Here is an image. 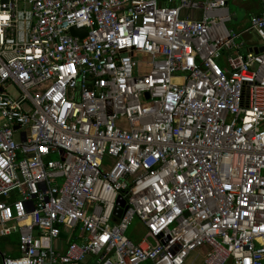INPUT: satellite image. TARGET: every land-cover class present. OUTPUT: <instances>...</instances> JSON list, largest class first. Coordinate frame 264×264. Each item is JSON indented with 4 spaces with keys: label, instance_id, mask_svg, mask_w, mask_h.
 Segmentation results:
<instances>
[{
    "label": "built area",
    "instance_id": "1",
    "mask_svg": "<svg viewBox=\"0 0 264 264\" xmlns=\"http://www.w3.org/2000/svg\"><path fill=\"white\" fill-rule=\"evenodd\" d=\"M161 1L0 0L2 264H264V12Z\"/></svg>",
    "mask_w": 264,
    "mask_h": 264
},
{
    "label": "crops",
    "instance_id": "2",
    "mask_svg": "<svg viewBox=\"0 0 264 264\" xmlns=\"http://www.w3.org/2000/svg\"><path fill=\"white\" fill-rule=\"evenodd\" d=\"M163 6H176V1L170 2V0H162ZM227 12L230 19L227 21L216 22L212 28L213 39H219L222 37H228L231 31L240 34L241 47L239 53L242 55L247 54L249 51L256 50L261 47L262 40L258 34L251 29V17L253 15H259L264 12L263 0H229ZM200 15L197 13L195 18ZM244 51L245 53H242ZM232 52L229 53L231 55ZM133 224V222H132ZM131 224V226H132ZM130 226V228H131ZM130 228L128 230L129 238L135 243H140L145 236L146 229L143 224L138 221L136 224V232L142 233L143 236L132 238ZM19 234L12 233L7 236H0V252L7 257L19 256ZM190 264H202V251L193 254L189 259ZM0 264L2 260L0 257ZM152 264V263H146Z\"/></svg>",
    "mask_w": 264,
    "mask_h": 264
},
{
    "label": "water",
    "instance_id": "3",
    "mask_svg": "<svg viewBox=\"0 0 264 264\" xmlns=\"http://www.w3.org/2000/svg\"><path fill=\"white\" fill-rule=\"evenodd\" d=\"M71 34L74 36V37H79V38H84L86 35H87V30L86 29H77L76 27L72 28L71 29ZM264 49L261 48V51H263ZM255 52H258V50L256 49ZM147 97L149 98V95H147ZM19 127H15V130H18ZM119 205L120 207H118L117 211H116V216L117 217H121L122 215V209L121 207L125 206V201H119ZM62 237L63 238H67V234H62Z\"/></svg>",
    "mask_w": 264,
    "mask_h": 264
},
{
    "label": "rangeland",
    "instance_id": "4",
    "mask_svg": "<svg viewBox=\"0 0 264 264\" xmlns=\"http://www.w3.org/2000/svg\"><path fill=\"white\" fill-rule=\"evenodd\" d=\"M240 42V41H239ZM242 53H245L244 51H242ZM219 64L221 65V66H224V60H221L220 62H219ZM8 92L12 95V96H14V97H18L19 96V91L16 89V87L15 86H11L10 88H9V90H8ZM0 122H1V119H0ZM58 158V155H53L52 156V159H57ZM138 219L137 218H135L134 219V221H133V224H132V226H131V228H130V234H131V236H132V238H135V237H141V236H143V234L142 233H137L136 232V224L138 223Z\"/></svg>",
    "mask_w": 264,
    "mask_h": 264
}]
</instances>
